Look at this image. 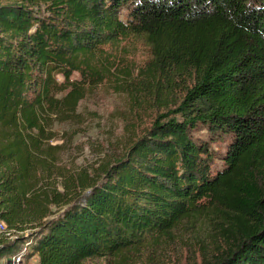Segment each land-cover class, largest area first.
I'll list each match as a JSON object with an SVG mask.
<instances>
[{"label": "trees", "instance_id": "trees-1", "mask_svg": "<svg viewBox=\"0 0 264 264\" xmlns=\"http://www.w3.org/2000/svg\"><path fill=\"white\" fill-rule=\"evenodd\" d=\"M106 80L176 107L97 176L45 188L54 120ZM203 218L194 264H264V0H0V259L29 243L39 264H130Z\"/></svg>", "mask_w": 264, "mask_h": 264}, {"label": "rangeland", "instance_id": "rangeland-1", "mask_svg": "<svg viewBox=\"0 0 264 264\" xmlns=\"http://www.w3.org/2000/svg\"><path fill=\"white\" fill-rule=\"evenodd\" d=\"M130 45L127 59L138 67L149 57L150 50L141 40ZM78 76L75 72L72 77ZM163 100L164 97L157 101L150 94L141 93L135 97L123 91L116 81L106 80L91 88L79 102L75 115L69 119H56L52 124L53 137L49 142L58 157L53 175L45 179V188L55 183L59 191L65 192L63 182L67 175L86 171L89 177L97 176L101 166L124 155L157 115L170 114L176 107L172 105V99L165 103ZM207 134V130L195 133L197 137L204 138ZM214 144L223 149L226 142L219 143L222 146ZM49 206L52 211L58 212L63 204L51 203ZM205 219L183 225L171 235L160 238L156 245L149 247L151 249L134 256L130 264H194L203 261L204 255L211 257L216 221ZM221 243L223 241H218L216 245ZM34 255L26 257L25 264H39ZM9 257L5 254L2 258L6 261L1 264H7ZM84 264L107 263L103 259H92Z\"/></svg>", "mask_w": 264, "mask_h": 264}, {"label": "built area", "instance_id": "built-area-1", "mask_svg": "<svg viewBox=\"0 0 264 264\" xmlns=\"http://www.w3.org/2000/svg\"><path fill=\"white\" fill-rule=\"evenodd\" d=\"M0 234L5 235L8 238H13L16 235L14 229L7 227L4 221L0 222ZM29 251V243H23L20 249L13 255H10L7 264H25L26 253Z\"/></svg>", "mask_w": 264, "mask_h": 264}, {"label": "crops", "instance_id": "crops-1", "mask_svg": "<svg viewBox=\"0 0 264 264\" xmlns=\"http://www.w3.org/2000/svg\"><path fill=\"white\" fill-rule=\"evenodd\" d=\"M34 256H36V257L38 258V254H35ZM5 261H6V259L1 258V259H0V264L3 263V262H5Z\"/></svg>", "mask_w": 264, "mask_h": 264}]
</instances>
